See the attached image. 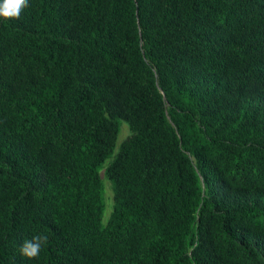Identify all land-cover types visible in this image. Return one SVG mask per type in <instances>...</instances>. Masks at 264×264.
<instances>
[{"label":"trees","instance_id":"obj_1","mask_svg":"<svg viewBox=\"0 0 264 264\" xmlns=\"http://www.w3.org/2000/svg\"><path fill=\"white\" fill-rule=\"evenodd\" d=\"M0 264H264V0L0 22Z\"/></svg>","mask_w":264,"mask_h":264},{"label":"clouds","instance_id":"obj_2","mask_svg":"<svg viewBox=\"0 0 264 264\" xmlns=\"http://www.w3.org/2000/svg\"><path fill=\"white\" fill-rule=\"evenodd\" d=\"M29 6V0H0V22L18 20L25 8ZM49 237L43 233L26 239L20 246V254L28 260L39 257L41 250L47 245Z\"/></svg>","mask_w":264,"mask_h":264},{"label":"rangeland","instance_id":"obj_3","mask_svg":"<svg viewBox=\"0 0 264 264\" xmlns=\"http://www.w3.org/2000/svg\"><path fill=\"white\" fill-rule=\"evenodd\" d=\"M123 127H124V129L122 128V133L120 135L119 142H121V140L123 141L126 138L124 136H127L129 134V130L127 129L128 128V125L126 123H124L123 124ZM106 185H107L106 196H107V198L109 200L110 198H112L113 195H112V191L110 189V184L107 183ZM106 196H105V199H106ZM112 212H113V207H112L111 203L110 204L108 203V207L106 206L105 213H104V217H103V224H106V222L108 221V218L110 217V215L112 214Z\"/></svg>","mask_w":264,"mask_h":264}]
</instances>
